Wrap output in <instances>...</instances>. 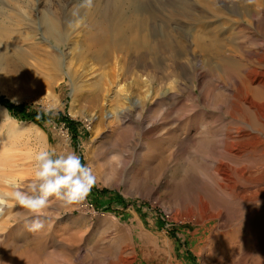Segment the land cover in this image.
<instances>
[{"label":"bare ground","instance_id":"1","mask_svg":"<svg viewBox=\"0 0 264 264\" xmlns=\"http://www.w3.org/2000/svg\"><path fill=\"white\" fill-rule=\"evenodd\" d=\"M125 6L130 17L122 10ZM1 24V30L9 31V22ZM70 24L56 16L40 18L44 35L58 46L66 31L75 28ZM252 26L260 36L249 48L241 40ZM90 29L92 47L104 49L108 57L126 54L129 71H152V78L159 81L168 61L185 79L198 83L193 85L189 108L173 89L155 87L149 78L134 73L135 85L146 89L134 94L116 85L120 110L109 115L117 123L112 140L116 145L128 141L135 120L143 139L151 140L145 144L147 156L138 160L141 167L166 155L165 145L176 147L171 154L191 180L189 188L201 194L190 201L188 187L181 186L175 191L178 207L192 217L203 214L205 224L217 222L220 249H232L235 264H264V0H111L91 19ZM33 36L36 41L37 34ZM48 76L51 82L57 77ZM207 78L214 90H224L213 92L204 82ZM196 88H201L199 94ZM73 92L78 93L76 88ZM88 93L92 95L86 102L98 107V95ZM167 104L170 109L161 113ZM153 108L151 116H145ZM5 109L0 105V118ZM4 121L0 139L18 132L16 120ZM124 166L122 159L106 160L99 173L107 183L113 182ZM31 176L33 158L0 142V190L10 192L12 184L23 187ZM15 205L7 200L0 214V250L14 249L16 237L27 231L23 220L8 225ZM46 227L53 229L47 223ZM32 233L37 239L44 234ZM50 240L40 242L27 257L3 264H63ZM117 250L115 264H123L127 257L121 256L120 247Z\"/></svg>","mask_w":264,"mask_h":264},{"label":"rangeland","instance_id":"2","mask_svg":"<svg viewBox=\"0 0 264 264\" xmlns=\"http://www.w3.org/2000/svg\"><path fill=\"white\" fill-rule=\"evenodd\" d=\"M107 3L111 0H93L92 7L85 8L81 6L82 0L72 3L69 0H0V25L9 22V31L0 29V95L10 102L17 98L18 103L12 102L15 105L53 112L52 119L41 124L20 120L9 112L17 121L18 132L11 138H1L0 142L32 158L41 147L54 148L58 154L75 152L97 176L95 190H109L127 202L125 206L108 205L109 197H101L96 192H90L85 201L71 206L61 207L53 201L46 221L52 231L44 228L43 236L37 239L27 230L16 237L14 249L0 250V264L27 257L48 238L63 264H115L118 247L122 249L121 256L127 257L123 264H235L233 250L220 249L217 222L205 224L203 214L192 217L178 207L175 191L181 186L188 187L190 201L197 200L201 194L189 188L191 180L171 154L176 147L165 145L166 155L141 167L138 160L147 156L145 144H150L151 140L143 139L142 127L135 120L132 125L135 130L128 141L116 145L112 140L117 123L109 115L120 110L116 85L134 94L146 89L142 84L135 85L134 73L149 78L155 87L173 89L189 108H193L190 98L193 85L198 83L185 79L168 61L159 73V81H155L152 71H129L126 54L108 57L104 49L92 47L91 19L104 10ZM122 10L126 16H131L128 6ZM43 16L64 18L75 28L66 31L58 46L44 35L40 25ZM35 33L36 41L31 39ZM259 36V29L252 26L246 31V39L241 41L252 48ZM49 74H56L53 82ZM208 81L209 78L204 80L213 92L224 90H214ZM88 85L90 89L85 88ZM74 88L78 93L73 92ZM88 91L98 95V107L86 102L92 95ZM200 91L201 88H196L197 94ZM154 109L145 116H151ZM169 109L167 104L161 113ZM62 116L78 123L76 133ZM3 123L4 119L0 118V125ZM98 124H101L99 128H95ZM3 131L6 135L7 130ZM99 147H103L104 153L98 155ZM120 159L125 166L113 182L107 183L99 173L101 164ZM98 204L101 205L98 207ZM15 207V215L8 222L10 226L22 221L21 214L27 213L19 205ZM158 219L164 222V228H158ZM171 232L176 234V239Z\"/></svg>","mask_w":264,"mask_h":264},{"label":"clouds","instance_id":"3","mask_svg":"<svg viewBox=\"0 0 264 264\" xmlns=\"http://www.w3.org/2000/svg\"><path fill=\"white\" fill-rule=\"evenodd\" d=\"M92 5L93 0H82V7L91 8ZM12 102L18 103V99L13 98ZM9 119V111L5 109L4 120ZM33 161L34 179L23 187L10 185L13 189L10 192L0 190V214L7 200L15 201L27 210L26 214H21L24 226L35 233L46 227L53 201L61 207L85 201L97 184V176L75 152L58 154L54 148L41 147L34 153Z\"/></svg>","mask_w":264,"mask_h":264},{"label":"trees","instance_id":"4","mask_svg":"<svg viewBox=\"0 0 264 264\" xmlns=\"http://www.w3.org/2000/svg\"><path fill=\"white\" fill-rule=\"evenodd\" d=\"M0 103L5 106L9 112H11V114L17 118H19L20 120L23 121H31L34 123H38L41 124L44 121L50 120L53 117V112H38V111H34L32 110L30 107H28L27 105H15L12 102H10L9 100L5 99V97L0 95ZM39 116V119L37 118ZM63 119L64 122H66V124L68 125V127L70 129H72V131L74 133H76L77 131V127H78V123L71 120L68 117L62 116L61 117ZM60 118V119H61ZM59 119V117H58ZM75 139H77V135L74 136ZM82 160V159H81ZM83 163V161H82ZM91 192H96L97 194H99V196L101 197H109L108 198V205H111L113 203L118 204L119 206H125L127 204V202L124 200V198H122L120 195L110 192L109 190H95V188L93 187ZM98 204L97 206L99 207ZM103 207H106L103 206ZM157 226L158 228H164L165 224L164 222H162L160 219H158L157 221ZM171 236L173 238L176 239V234L171 232ZM193 259V258H192Z\"/></svg>","mask_w":264,"mask_h":264}]
</instances>
